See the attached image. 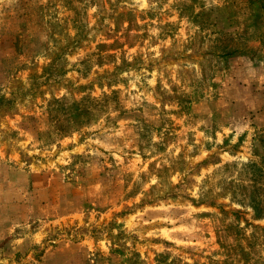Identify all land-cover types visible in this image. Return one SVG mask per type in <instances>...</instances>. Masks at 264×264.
<instances>
[{
    "label": "rangeland",
    "instance_id": "1",
    "mask_svg": "<svg viewBox=\"0 0 264 264\" xmlns=\"http://www.w3.org/2000/svg\"><path fill=\"white\" fill-rule=\"evenodd\" d=\"M6 2L0 264H264L262 129L222 121L264 66V13Z\"/></svg>",
    "mask_w": 264,
    "mask_h": 264
},
{
    "label": "crops",
    "instance_id": "2",
    "mask_svg": "<svg viewBox=\"0 0 264 264\" xmlns=\"http://www.w3.org/2000/svg\"><path fill=\"white\" fill-rule=\"evenodd\" d=\"M6 1L9 0H0V28L10 24L9 16L11 14L13 16L11 5ZM250 67L251 65H246L245 68L250 70L248 81L245 78L246 80H240L243 82L236 83V98L228 100L233 106L227 119L222 120L232 133L247 132L251 129L264 131V66L263 68H258L256 65ZM255 111H260L257 117L253 114Z\"/></svg>",
    "mask_w": 264,
    "mask_h": 264
},
{
    "label": "trees",
    "instance_id": "3",
    "mask_svg": "<svg viewBox=\"0 0 264 264\" xmlns=\"http://www.w3.org/2000/svg\"><path fill=\"white\" fill-rule=\"evenodd\" d=\"M250 5L254 6V8H256L255 10L264 13V0H250ZM260 134L262 135V137H264V131Z\"/></svg>",
    "mask_w": 264,
    "mask_h": 264
}]
</instances>
